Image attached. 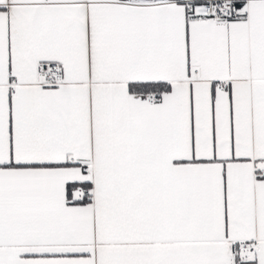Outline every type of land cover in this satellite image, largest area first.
<instances>
[{
    "label": "snow or ice",
    "instance_id": "1",
    "mask_svg": "<svg viewBox=\"0 0 264 264\" xmlns=\"http://www.w3.org/2000/svg\"><path fill=\"white\" fill-rule=\"evenodd\" d=\"M0 264H264V0H0Z\"/></svg>",
    "mask_w": 264,
    "mask_h": 264
}]
</instances>
